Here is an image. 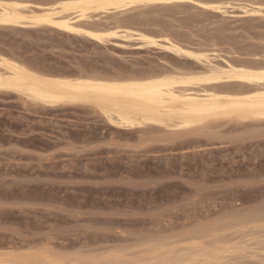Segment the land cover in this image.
I'll return each instance as SVG.
<instances>
[{
	"label": "rangeland",
	"instance_id": "obj_1",
	"mask_svg": "<svg viewBox=\"0 0 264 264\" xmlns=\"http://www.w3.org/2000/svg\"><path fill=\"white\" fill-rule=\"evenodd\" d=\"M219 1L220 10L213 0H195L96 12L91 21L120 19L160 42L201 49L219 66L264 65V0ZM0 51L75 75L181 68L192 75L206 67L137 38L100 42L53 27L0 28ZM204 124L171 136L115 125L91 105L38 113L17 93L0 94V250L37 248L49 238L69 257L133 251L147 241L183 246L185 230L264 207V116L229 114ZM247 233L229 235L248 246L230 261L264 264V231L257 239Z\"/></svg>",
	"mask_w": 264,
	"mask_h": 264
},
{
	"label": "bare ground",
	"instance_id": "obj_2",
	"mask_svg": "<svg viewBox=\"0 0 264 264\" xmlns=\"http://www.w3.org/2000/svg\"><path fill=\"white\" fill-rule=\"evenodd\" d=\"M186 1L195 0H172L171 3ZM215 1L210 5H218L219 10L225 4ZM171 3L55 0L43 5L27 0H0V28L53 27L100 42L112 37L137 38L146 44L172 50L179 56L195 57L206 65L205 70L197 74L191 72L192 75L181 72L182 68L180 71L162 69V72L115 75L82 72L75 75L46 70L28 58L0 51V94L17 93L27 109L33 107L38 113L48 107L91 105L115 125L141 127V130L155 128L171 136L200 128L211 118L229 114L264 116V65L228 62L226 67L219 66L201 49L187 48L169 37H163L165 41L160 42L157 37L134 29L120 19L114 25H94L91 21L96 12L125 13L136 7ZM202 83L205 86L195 89L194 85ZM229 218L185 230L181 236L183 246L147 241L130 252L124 249L126 251L111 254L69 257L54 251V244L48 245L50 238L48 244L41 241V247L36 248L34 242V248L26 250L19 249L21 246L18 250L12 248L14 246L7 248V242L6 246L3 244L6 248L0 250V264H233L232 256L248 247L247 244L241 246L240 242L232 243L231 238L237 237L233 234L255 232L257 239L256 232L264 231V207L246 213L234 211Z\"/></svg>",
	"mask_w": 264,
	"mask_h": 264
},
{
	"label": "snow or ice",
	"instance_id": "obj_3",
	"mask_svg": "<svg viewBox=\"0 0 264 264\" xmlns=\"http://www.w3.org/2000/svg\"><path fill=\"white\" fill-rule=\"evenodd\" d=\"M149 2H154V3H171L172 0H149Z\"/></svg>",
	"mask_w": 264,
	"mask_h": 264
}]
</instances>
